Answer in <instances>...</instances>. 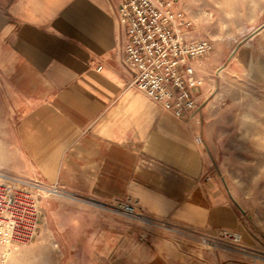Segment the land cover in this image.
<instances>
[{
	"label": "crops",
	"instance_id": "1",
	"mask_svg": "<svg viewBox=\"0 0 264 264\" xmlns=\"http://www.w3.org/2000/svg\"><path fill=\"white\" fill-rule=\"evenodd\" d=\"M118 6L119 0H0V171L101 203L132 197L144 215L208 236L237 230L242 244L256 248L243 191L219 156L222 116L210 101L213 84L196 64L197 108L182 118L131 86ZM251 33V43L236 51L245 68L262 53L254 39L264 21ZM41 210L38 233L58 235L69 263L251 260L67 196H42ZM242 244L238 249L255 253Z\"/></svg>",
	"mask_w": 264,
	"mask_h": 264
},
{
	"label": "built area",
	"instance_id": "2",
	"mask_svg": "<svg viewBox=\"0 0 264 264\" xmlns=\"http://www.w3.org/2000/svg\"><path fill=\"white\" fill-rule=\"evenodd\" d=\"M117 19L126 32L121 48L123 60L132 70L130 85L146 93L176 117L197 108L192 87L199 85L194 62L210 53L213 44L207 38L190 34L191 22L173 0H119ZM197 142H202L198 137ZM58 195L77 199L106 211L116 212L144 223L169 229L195 240L207 249L239 250L251 257L252 264L264 257L238 249L241 232L219 229L215 236L187 227L170 225L144 215L139 201L132 197L101 203L67 194L57 185L37 179H25L0 171V258L7 249L33 242L42 216V196Z\"/></svg>",
	"mask_w": 264,
	"mask_h": 264
},
{
	"label": "rangeland",
	"instance_id": "3",
	"mask_svg": "<svg viewBox=\"0 0 264 264\" xmlns=\"http://www.w3.org/2000/svg\"><path fill=\"white\" fill-rule=\"evenodd\" d=\"M173 1L191 22L190 34L212 41L210 53L194 63L200 77L213 84L210 101L222 116L219 156L229 179L243 191L240 202L248 213L245 225L258 246L242 245L264 257V33L254 39L262 53L253 66L245 68L236 58L238 47L251 43L255 34L251 32L264 21V0ZM56 238L37 230L32 243L8 248L0 264H79L68 262Z\"/></svg>",
	"mask_w": 264,
	"mask_h": 264
}]
</instances>
